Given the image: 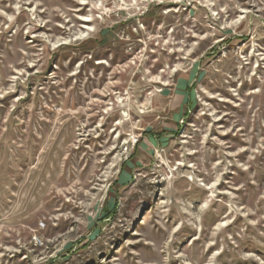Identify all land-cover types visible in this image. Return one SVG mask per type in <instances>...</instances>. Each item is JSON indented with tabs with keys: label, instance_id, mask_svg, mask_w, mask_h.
<instances>
[{
	"label": "rangeland",
	"instance_id": "1",
	"mask_svg": "<svg viewBox=\"0 0 264 264\" xmlns=\"http://www.w3.org/2000/svg\"><path fill=\"white\" fill-rule=\"evenodd\" d=\"M0 264H264V0H0Z\"/></svg>",
	"mask_w": 264,
	"mask_h": 264
},
{
	"label": "built area",
	"instance_id": "2",
	"mask_svg": "<svg viewBox=\"0 0 264 264\" xmlns=\"http://www.w3.org/2000/svg\"><path fill=\"white\" fill-rule=\"evenodd\" d=\"M37 242H39L37 239H36Z\"/></svg>",
	"mask_w": 264,
	"mask_h": 264
}]
</instances>
